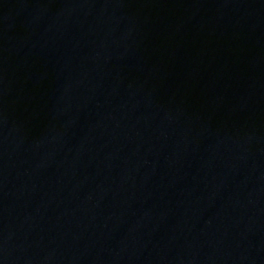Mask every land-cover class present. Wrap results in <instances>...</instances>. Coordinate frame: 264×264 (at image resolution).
Masks as SVG:
<instances>
[{
    "label": "water",
    "instance_id": "obj_1",
    "mask_svg": "<svg viewBox=\"0 0 264 264\" xmlns=\"http://www.w3.org/2000/svg\"><path fill=\"white\" fill-rule=\"evenodd\" d=\"M0 264H264V0H0Z\"/></svg>",
    "mask_w": 264,
    "mask_h": 264
}]
</instances>
